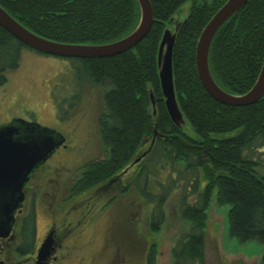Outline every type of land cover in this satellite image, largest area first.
I'll use <instances>...</instances> for the list:
<instances>
[{
  "label": "trees",
  "instance_id": "obj_1",
  "mask_svg": "<svg viewBox=\"0 0 264 264\" xmlns=\"http://www.w3.org/2000/svg\"><path fill=\"white\" fill-rule=\"evenodd\" d=\"M186 1L150 0L151 30L126 52L103 58H68L74 63L78 83L111 85L103 96L99 121L108 155L87 165L77 190L104 182L134 162L144 147L149 149L140 160L148 163L140 165L133 182L152 205L149 226L155 229L163 222L164 203L175 184L172 179L160 193H150L146 184L152 167L168 165L186 181L191 177L188 183L196 198L190 202L183 193L178 206L192 228L173 245L171 264H206L203 231L206 209L214 195L218 205L229 206L230 236L240 242L254 239L264 244V96L254 104L234 107L206 92L196 71V43L226 0H191L173 48L175 93L191 131L171 121L161 92L157 53L164 30ZM0 6L37 35L70 44L118 40L139 20L136 0H0ZM24 47L0 26V86L6 83L7 72L18 67ZM263 60L264 0H248L216 32L209 49V68L223 90L242 94L256 81ZM80 91L71 99L78 100ZM180 164L182 168L176 166ZM34 218V210L23 218L17 245L20 256L34 252ZM146 264H156L155 248L147 253ZM259 264H264V253Z\"/></svg>",
  "mask_w": 264,
  "mask_h": 264
},
{
  "label": "rangeland",
  "instance_id": "obj_2",
  "mask_svg": "<svg viewBox=\"0 0 264 264\" xmlns=\"http://www.w3.org/2000/svg\"><path fill=\"white\" fill-rule=\"evenodd\" d=\"M190 5L188 0L180 7L173 23L186 17ZM169 28L173 29L172 23ZM73 66L68 58L24 47L18 67L7 72V81L0 86V125L23 119L52 129L65 139L26 184L24 211L14 225L9 263L28 264V256H20L14 248L18 245L23 218L34 210L36 246L44 239L49 223L59 232L63 229L66 264H145L150 248L157 251L156 264H171L173 245L192 228L178 206L183 193H187L190 202L196 198L188 183L191 177L186 181L168 165L152 167L149 171L146 188L152 194L160 193L175 180L164 203L165 218L155 229L148 222L152 205L139 194L132 181L126 191L106 188L72 198L70 202L64 200L78 193L87 165L108 155L99 121L104 112L103 96L111 85L78 83ZM79 91L78 100L71 99ZM153 110L155 105L152 113ZM186 128L191 131L188 124ZM146 160L135 159L136 172L148 163ZM93 202L95 207L90 206ZM228 209L229 206L218 205L215 195L212 196L203 231L206 264H259L264 244L254 239L240 242L230 236Z\"/></svg>",
  "mask_w": 264,
  "mask_h": 264
},
{
  "label": "water",
  "instance_id": "obj_3",
  "mask_svg": "<svg viewBox=\"0 0 264 264\" xmlns=\"http://www.w3.org/2000/svg\"><path fill=\"white\" fill-rule=\"evenodd\" d=\"M248 0H226L201 30L195 49V66L199 80L206 92L216 101L234 107L256 103L264 96V60L252 87L242 94L223 90L214 80L208 56L211 42L219 28ZM139 20L134 29L122 38L103 44H70L47 39L30 31L0 6V26L15 39L43 54L63 58H103L121 54L137 45L151 30L153 9L150 0H136ZM166 28L161 37L157 67L164 104L171 121L179 127L186 121L180 110L173 78V48L179 25ZM170 23V24H171ZM154 108L155 101L150 94ZM156 111L153 110V114ZM64 137L36 122L13 119L0 125V237H9L15 222V212L23 206L24 187L33 172L52 153L64 144ZM50 232L37 249L35 264H42L53 250ZM0 264L3 261L0 260Z\"/></svg>",
  "mask_w": 264,
  "mask_h": 264
},
{
  "label": "flooded vegetation",
  "instance_id": "obj_4",
  "mask_svg": "<svg viewBox=\"0 0 264 264\" xmlns=\"http://www.w3.org/2000/svg\"><path fill=\"white\" fill-rule=\"evenodd\" d=\"M148 150L145 151L143 149V152L140 155H138L137 161L139 159L141 160V158L147 154ZM136 164L137 163L132 162L126 168L122 169L120 172H118L115 175H113L112 177L108 178L106 181H104V182H102V183H100L98 185H95V186L91 187L90 189H88L86 191H79L76 195H70V196H68V198L65 197L64 200L65 201L67 200L68 202H70V201L73 200L72 198H75V197L81 198L82 197L81 195L84 196L87 193H91L92 194L94 192H98V191L106 189V188H115V189H118V191H120V190L124 191L127 188L126 186H128L131 183L130 181L134 182V180L136 179L137 172L135 171L136 169L133 168ZM31 177H32V175L30 176V179H31ZM30 179H29V181H30ZM25 187H26V185H25ZM25 187H24L25 199L23 201V206L21 207L20 210L18 209L15 212V222L13 224V228H12L11 234H10L9 237H0V260L3 261V264H12V263H9V260H8L9 259V255L8 254L11 252V250H9V247H11V248L13 247L12 244H13V240H14V225L16 224V221L18 220V217L24 211V202L26 200ZM110 199H111V197L109 198V200ZM95 205H96V203L93 202L90 206L91 207H95ZM86 208H87V211L90 210L89 205H87ZM62 231H63V229H61V232H59V229L56 226H54L53 224L49 223V228L47 229V231H46L44 236L46 237L50 232H52L53 239H54L53 250H52L51 254L47 257V259L42 264H66V258H65L64 253H63V248H64L63 241H64L66 235L63 234ZM45 237H44V239H45ZM38 248L39 247H37L36 244H35L34 252H33L35 257L33 256V254L28 256V260H27L28 264H35L36 255H37V249ZM14 251L17 252V244L15 245ZM35 252H36V254H35ZM155 252H156V259H157L158 258L157 255L158 254H157L156 249H155ZM31 258H33V262L31 260ZM145 264H146V258H145Z\"/></svg>",
  "mask_w": 264,
  "mask_h": 264
}]
</instances>
